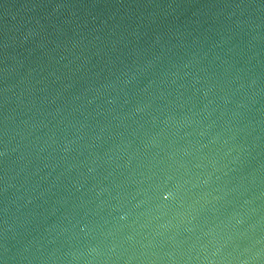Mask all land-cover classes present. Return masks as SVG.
Listing matches in <instances>:
<instances>
[{"label":"water","instance_id":"water-1","mask_svg":"<svg viewBox=\"0 0 264 264\" xmlns=\"http://www.w3.org/2000/svg\"><path fill=\"white\" fill-rule=\"evenodd\" d=\"M0 264H264V0H0Z\"/></svg>","mask_w":264,"mask_h":264}]
</instances>
